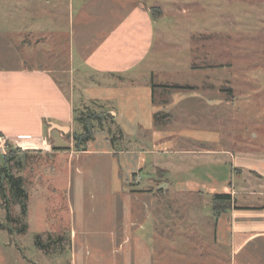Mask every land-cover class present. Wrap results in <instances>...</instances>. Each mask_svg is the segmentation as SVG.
Segmentation results:
<instances>
[{"label":"crops","instance_id":"1","mask_svg":"<svg viewBox=\"0 0 264 264\" xmlns=\"http://www.w3.org/2000/svg\"><path fill=\"white\" fill-rule=\"evenodd\" d=\"M67 9L63 28L34 25L33 12L29 27L0 28V134L64 165L71 221L53 242L68 244L66 264H264V155L220 144L212 65L200 75L165 53L164 15L142 0ZM91 102L120 133L97 128L75 150L73 110ZM215 193L233 200L216 217Z\"/></svg>","mask_w":264,"mask_h":264},{"label":"rangeland","instance_id":"2","mask_svg":"<svg viewBox=\"0 0 264 264\" xmlns=\"http://www.w3.org/2000/svg\"><path fill=\"white\" fill-rule=\"evenodd\" d=\"M142 1L149 10L164 15L157 18L156 27H163L165 53L183 60L200 75L212 65L210 74L216 76L212 79L222 103L214 125L218 134H229L220 144L233 151L264 155V0ZM67 5L68 0H0V28L5 17L8 24L29 27L33 21L25 14L30 12L36 17L34 25L66 27ZM195 76L182 79L171 74V80L192 85ZM62 84L65 89L66 82ZM11 150L13 159L6 166L9 173L23 179L26 213L19 217L18 200L11 197L2 174L7 154L0 151V179L5 190L4 197L0 194V264H66L68 244L53 242V236L66 233L71 221L64 165L40 149ZM5 206L18 218L16 223L6 220ZM22 226L25 230L19 233ZM51 228L55 231L50 235ZM37 236L43 247L36 244Z\"/></svg>","mask_w":264,"mask_h":264},{"label":"trees","instance_id":"3","mask_svg":"<svg viewBox=\"0 0 264 264\" xmlns=\"http://www.w3.org/2000/svg\"><path fill=\"white\" fill-rule=\"evenodd\" d=\"M151 15L153 17H157V15H161L159 11L157 14L155 10H150ZM178 88V87H177ZM166 114L155 113L154 114V121L155 123L162 118H165ZM73 121L80 127L79 132L72 133L73 139V148L75 150H84L85 144L87 141L93 139L95 130L98 129H106L111 133L110 140L113 142L115 140V134L120 133L118 126L115 124V119L109 113L105 111H101L98 109V106L95 102H91L89 105L83 106L81 108H75L73 110ZM1 136V134H0ZM53 150H65L68 149L64 146H53ZM12 150L8 145V152L7 155L4 156L5 165L2 167V174L6 177L9 185V192L11 197L18 200L17 204L19 206V217L25 216L26 213V200H27V193L23 189V179L21 176L15 177L7 170V164L13 159V155L11 154ZM0 194L1 196H5V190L1 183L0 179ZM232 197L230 194L225 193H215L210 196V203H211V210L213 215L216 217L220 213L227 211L230 209L232 205ZM6 210V220L16 223L18 218L11 216L10 208L5 206ZM0 228H2V223H0ZM25 230L24 226L19 229V233H22ZM37 245L43 247L40 237L37 236Z\"/></svg>","mask_w":264,"mask_h":264},{"label":"built area","instance_id":"4","mask_svg":"<svg viewBox=\"0 0 264 264\" xmlns=\"http://www.w3.org/2000/svg\"><path fill=\"white\" fill-rule=\"evenodd\" d=\"M0 151L3 154H6V152L8 151V141L5 136H0Z\"/></svg>","mask_w":264,"mask_h":264},{"label":"water","instance_id":"5","mask_svg":"<svg viewBox=\"0 0 264 264\" xmlns=\"http://www.w3.org/2000/svg\"><path fill=\"white\" fill-rule=\"evenodd\" d=\"M64 130H66V129L64 128Z\"/></svg>","mask_w":264,"mask_h":264}]
</instances>
